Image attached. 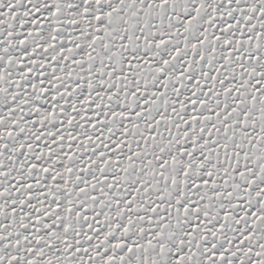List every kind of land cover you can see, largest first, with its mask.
Returning a JSON list of instances; mask_svg holds the SVG:
<instances>
[{"label":"snow or ice","instance_id":"6c2138e0","mask_svg":"<svg viewBox=\"0 0 264 264\" xmlns=\"http://www.w3.org/2000/svg\"><path fill=\"white\" fill-rule=\"evenodd\" d=\"M0 264H264V0H0Z\"/></svg>","mask_w":264,"mask_h":264}]
</instances>
